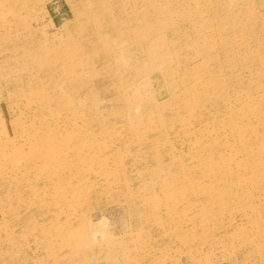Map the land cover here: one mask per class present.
I'll use <instances>...</instances> for the list:
<instances>
[{
    "label": "rangeland",
    "instance_id": "1",
    "mask_svg": "<svg viewBox=\"0 0 264 264\" xmlns=\"http://www.w3.org/2000/svg\"><path fill=\"white\" fill-rule=\"evenodd\" d=\"M263 139L264 0H0V264H264Z\"/></svg>",
    "mask_w": 264,
    "mask_h": 264
},
{
    "label": "bare ground",
    "instance_id": "2",
    "mask_svg": "<svg viewBox=\"0 0 264 264\" xmlns=\"http://www.w3.org/2000/svg\"><path fill=\"white\" fill-rule=\"evenodd\" d=\"M240 109V108H239ZM235 126H238V122L235 124ZM241 126H242V124H241ZM241 126H238V127H241ZM199 127H201V125H199ZM198 129H200V128H198ZM240 130V129H239ZM55 132H58V130L57 129H55ZM58 135L59 134H57L56 136L58 137ZM66 137H62V138H60V140L61 141H64L66 144H69L68 145V147H71L72 149H73V152H72V154H74V156H75V159H76V157H78L77 156V154H78V149H79V143L78 142H76V140H75V138L74 137H72V139L73 140H70V142L68 143L67 142V140L65 139ZM263 141V143H264V139L262 140ZM209 146H212V145H209ZM50 150L51 149H49V148H47V144L44 146V148H43V151H41L40 152V154H39V157H43L44 159H47L49 156H50ZM17 156V155H16ZM72 159V158H71ZM90 159V158H89ZM12 161V160H11ZM83 161V160H82ZM68 162H74V161H63V163L62 164H65V166L68 164ZM76 162V161H75ZM84 162V161H83ZM79 163H80V161H79ZM82 163V162H81ZM67 192L65 193V194H67L68 195V193H69V189H68V187H67ZM6 192V191H5ZM6 194V193H5ZM70 195L72 196L73 195V193L71 194L70 193ZM70 195H68L69 196V198H70ZM74 197H75V195H74ZM73 197V198H74ZM73 200V199H72ZM187 240V239H186ZM64 244V243H63ZM59 247H61V246H59ZM64 247V246H63ZM66 247H64V249H65ZM61 249V248H60ZM59 249V250H60ZM62 252H63V254H64V250H62ZM62 252H60V253H62Z\"/></svg>",
    "mask_w": 264,
    "mask_h": 264
}]
</instances>
